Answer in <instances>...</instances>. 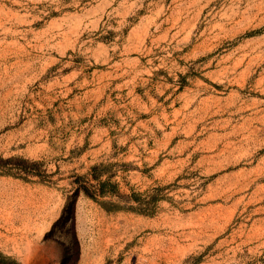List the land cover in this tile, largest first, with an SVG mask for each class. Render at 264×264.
<instances>
[{
  "label": "rangeland",
  "instance_id": "obj_1",
  "mask_svg": "<svg viewBox=\"0 0 264 264\" xmlns=\"http://www.w3.org/2000/svg\"><path fill=\"white\" fill-rule=\"evenodd\" d=\"M0 252L264 264V0H0Z\"/></svg>",
  "mask_w": 264,
  "mask_h": 264
},
{
  "label": "trees",
  "instance_id": "obj_2",
  "mask_svg": "<svg viewBox=\"0 0 264 264\" xmlns=\"http://www.w3.org/2000/svg\"><path fill=\"white\" fill-rule=\"evenodd\" d=\"M101 193H105L104 190H102ZM0 264H17V263L0 252Z\"/></svg>",
  "mask_w": 264,
  "mask_h": 264
}]
</instances>
